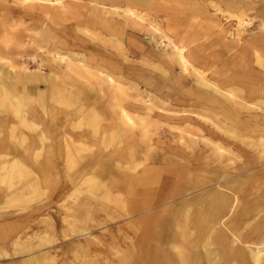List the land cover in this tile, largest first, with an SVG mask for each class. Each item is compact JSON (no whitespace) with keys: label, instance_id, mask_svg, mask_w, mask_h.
<instances>
[{"label":"rangeland","instance_id":"obj_1","mask_svg":"<svg viewBox=\"0 0 264 264\" xmlns=\"http://www.w3.org/2000/svg\"><path fill=\"white\" fill-rule=\"evenodd\" d=\"M40 1L30 0L26 4L24 0H0V42H13L11 49L0 44V56L6 57L15 68L25 67L32 74L60 76L71 91L63 100L61 88L60 91L54 88L53 93V88L47 89L40 83L29 92L20 85L0 103V146L7 147L0 152V169L4 167L0 170V260L5 262L0 264H30V257L40 258L41 255L54 257L55 264H146L142 258L145 253L169 244V240L163 239L167 226L178 225V231H182L183 209L189 207L192 215L203 214V208L193 196L202 195L209 187L216 188V184L225 179L239 181L240 190H246L251 196L247 198L249 204L241 198L237 208L238 211L247 209L251 215L250 225L243 234L253 230L256 223L264 226V175L260 174L264 172V154L254 147V143L259 142V134L247 133L232 122L230 104L223 96L200 86L196 73L192 72L195 76L184 74L176 63L167 59L165 55L171 50L163 38L187 44V49L201 55L195 62L196 68L217 87L218 82H224L230 74H237L247 79L249 88L256 87L250 82L254 80L264 90V0H236L242 4L240 10L246 11L244 19L252 23L240 29V37L236 34V19L227 17L241 11L231 12L217 0H153L148 9L133 6L132 10L145 20L144 24L150 23L161 30L162 35L157 34L153 41L147 24L145 28L125 27L122 17L99 15L119 29L109 27L96 18L89 0H60L55 6L42 2L51 0ZM221 11L225 14L221 15ZM7 51L10 52L4 54ZM55 52L62 56L63 65L79 57L88 62L92 71L96 68L110 72L105 67L108 64L120 68L124 85L137 88L135 92L128 91L130 98L136 93L141 95L140 99L131 101L155 105L156 115L145 119V112L128 108L132 111L135 132L118 134L111 128L113 114L109 98L103 96L98 87L90 89L89 84L81 83L88 79L85 71L81 77L69 71L70 76H67L60 61L53 59ZM156 71L170 75L165 83L159 82L157 91L147 86L153 74L162 75ZM177 80L180 87L176 85ZM102 88L105 90L107 86L102 85ZM41 89L47 92L43 97L37 96L42 93ZM262 90L258 93L264 97ZM90 91L91 95L85 100ZM77 94L84 98L83 104L86 101L82 107L87 110L85 115L77 110ZM51 95L57 96L58 104L48 98ZM242 95H245L244 101L240 99L242 103L253 100L246 98L245 92ZM260 99L264 98L256 100ZM12 101L15 103L11 105ZM6 103L16 108H7ZM231 107L235 111V107ZM22 109L40 115L45 127L41 139L32 131L27 143L20 137L23 127L14 113L12 117V112ZM92 118L96 119V125L91 122ZM262 118L264 112L243 111L238 120L244 126L262 123ZM212 123L235 132L238 140L215 131ZM9 129H12L10 133ZM207 129L219 138L209 135ZM185 131L192 134L187 135ZM26 145L31 147L24 152L22 147ZM215 145L227 153L218 155ZM152 181L157 182L158 188L165 185L163 190L143 195V184ZM198 183L207 184L195 187ZM255 193L260 197L252 199ZM188 198L195 199V203L183 208L181 204ZM145 200L148 207L154 203L157 206L159 219L156 221L162 223L163 228L147 231L151 243L142 247L136 242L139 231L143 228L146 233L154 222L141 223L142 215L133 213L132 209ZM212 200L208 199L207 208ZM201 215L197 219L199 227L190 229L194 237L200 233L201 238L191 240L187 251L184 241L179 240L180 233L174 230L177 248L193 257L196 264L209 230V216L204 215L202 219ZM226 233L229 240L230 234ZM10 234L13 237L4 241ZM222 249L227 250L225 245ZM217 264H227V259L222 257Z\"/></svg>","mask_w":264,"mask_h":264},{"label":"bare ground","instance_id":"obj_2","mask_svg":"<svg viewBox=\"0 0 264 264\" xmlns=\"http://www.w3.org/2000/svg\"><path fill=\"white\" fill-rule=\"evenodd\" d=\"M31 1L35 2V1H40V0H31ZM151 1H153V0H89V2L92 4V12L97 15L96 18L100 19L99 15H103V16H106V17L109 16V15H117V16L122 17V18L125 19V21H126V23H124L125 27H133V28L134 27H138V26H144V28H145L146 24H147V22H146V24H144L145 20L140 15L136 14L132 10L134 8L133 6H137L138 5V7H141V8L144 7L145 9H148V5L151 4ZM209 1L210 2H214V0H209ZM217 1L223 2L227 6V10H229L231 12H240L241 11L240 9L242 7V4L240 2H238V1H236V0H232V1L217 0ZM24 2L26 4H28V3H30V0H24ZM42 2L48 3L51 6H55L56 4H58L60 2V0H51V1H42ZM214 7L217 10H219L218 5L217 6L215 5ZM160 8L161 7H158V9H160ZM220 13H221V15L225 14L222 11ZM245 15H246V11L243 10V11H241L240 14H236V15H232V16L228 15L229 17H227V18L236 19V23L238 25L237 26L238 28L236 30V34L239 37H240V32H241L240 29L243 26H249V25L252 24L249 19L248 20L244 19L246 17ZM100 20L103 21L109 27L115 28V30L119 29L117 27V25L114 26L113 23L108 21L107 18H103L102 17V19H100ZM262 23H264V22H262ZM147 25L149 26L148 28H150L149 29L150 39L152 41L155 40V36L157 34L158 35H162L161 32H160L161 30L159 31V29L156 28L154 25H151L150 23L147 24ZM139 30H141V29H139ZM173 30H174V28H173ZM262 31H264V29H262ZM163 38L165 39V41H167V43H168L167 46L170 47V50H171L170 54H168V52H167V54L165 53L166 54L165 56L167 57V59L169 58L171 60V62L176 63V65L180 67V70H182V72L184 74H187L189 76H193V75L195 76L194 73H196V76H199V78L197 80V83L200 86L205 87L207 89L213 90L214 94L219 95V96H223V98H225L229 102L230 107L231 106L235 107V111L233 110L232 107L231 108L229 107L230 115H231L229 117H232L230 119L232 120V122H235V124L237 126L243 127V130L245 132H247V133L256 132V133L259 134V135H257V137L259 139V142H255L254 143V147L257 150H260L262 154H264V120H262V123L254 122V123H252L250 125L249 124H245L244 126H242L240 124L239 120H238L239 116L241 115V113L243 111H246V112H251V111L264 112V99H260L254 104L242 103V101H244V99H245V95H242L241 91H236L233 88L220 89L215 84H213V83L209 82L208 80H206L204 78V76L200 74V71L196 68L195 62H196V60L201 59L200 58L201 55H198L195 51H192L191 49H187L188 48L187 44L180 43L179 41H176L177 43H174L175 41L172 42L166 36H164ZM113 39H115V38H113ZM12 43H13L12 41L9 42L7 40H5L4 42L3 41L0 42V44L3 46V48H7V49H11L10 45ZM114 44H116V43H114ZM119 44H121V43H119ZM115 48H116V46H115ZM0 50H2V49H0ZM9 52L10 51H7L4 54L7 55V53H9ZM15 55H16V53H15ZM53 55H54L53 59L56 62L60 61L59 62L60 67L62 66L63 69L65 68L67 70V71L65 70V72L67 73V76L69 75L68 74V71H69V72H73L76 75H78L79 77H81V75L85 71L87 73V75H88V79L85 78V82L83 81L81 83L83 85H86V86H87V84H89V88L90 87H98L100 89V92L103 94V96H106L107 99L109 98V103L111 104L110 105V111L113 114L112 115L113 116V119H112L113 122H112L111 128L115 129V131H117L118 134H120V135H122L121 133H124V134L132 133L133 134V132H135L134 131L135 130V127H134V123L135 122H134V118L131 115L132 111L128 110V108L129 109H134V110H137V111H140V112H145V117H144L145 119L146 118L152 119L153 116L156 115V111L155 110H157V108H156L155 105H154L155 107L153 105H150V104L148 105L147 101L146 102H140L139 100L131 101L134 98L135 99H140L141 95L136 93L135 96H133V99L130 98V96L128 94L129 93L128 91L135 92V91H137V88L135 89L134 87H131L130 85L129 86L127 85L128 87H126V85H124L123 81H124L125 78L120 76V74H121V71H120L121 69L120 68H118L116 66H113V65L112 66L108 65V66H105V67L108 70H110V72L102 71V69H96V68L92 71L90 66H89V64H88V62L83 60V58L78 59L79 58L78 57V58L73 59L71 62L68 60L66 62V64L63 65L61 63V60H62L61 57L62 56L60 57V53L55 52ZM5 58L0 56V103H3L4 101H6L9 98V95L13 94V91H14L13 89H15V87L18 88L20 85L24 86V89L30 92L31 90H33L37 86L36 84L42 83V84L46 85L47 89H52L53 88V93H55L54 90H56V89H58V91L62 90L63 93L60 94V95H62V96H60V98L62 97L63 100H64V97L66 96V94H68L67 96H69L70 91H71L70 90L71 87L69 88L68 85H64V83L60 79V76H57V75L52 73L51 77H48V76H46L44 74L43 75L40 74V72L37 73V74H34V73L32 74L29 71H27V68H25V67H22V68L16 67L15 68L14 64L9 62L8 60H5ZM64 58L65 57H63V59ZM258 59H259V57H258ZM262 63H264V62H262ZM192 72H194V73H192ZM66 73H65V75H66ZM70 74H72V73H70ZM87 75H86V77H87ZM75 82H76V80H75ZM233 82L234 81H229V84H232ZM239 84L241 85V81H240ZM102 85L103 86L106 85L107 88L104 90L102 88ZM54 88H56V89H54ZM36 89L38 90V88H36ZM42 91H45V90L41 89V92ZM37 92H36V94H37ZM91 93H92V91H90L88 93V96L87 95L85 96V100L87 98H89ZM46 94H47V92H45V93L42 92L41 94H39L37 96L43 97V95H46ZM29 95H28V97L31 98V96H29ZM18 96L20 98V95H18ZM18 96L16 98H18ZM103 96H101V97H103ZM33 97H36V95H33ZM51 97H52V95L49 96L48 98H50V100H53L52 103H57V99H56L57 96L55 98L54 97L51 98ZM257 97L258 98H264L259 93H257ZM48 98L46 100H48ZM69 98H68V100H69ZM240 99H242V101ZM75 100H76V103H77V106H76V104H75V106L78 107L77 108L78 112L80 113V115L81 114L85 115L87 110H86V108L83 109L82 107H84V105H86V101L83 104L82 102H83L84 98H81L80 95H78V94L76 95ZM75 100H73V101H75ZM236 100H238V101H236ZM48 102L51 103V101H48ZM63 102H61V104ZM7 103L10 104L9 101ZM7 103H6V105H7ZM13 103H15V102L12 101L11 105ZM79 103H81V105ZM136 103L137 104L140 103L144 107H141L142 105L141 106H137ZM41 104L43 105V103H41ZM72 104H74V103H72ZM11 105H9L10 108L11 107L13 108V106H11ZM14 105H16V104H14ZM9 106L7 105V108ZM41 107H44V106H41ZM15 108H13V109H15ZM0 109H2V107H0ZM13 109H12V111H13ZM80 109H82V110L80 111ZM9 110L11 111V109H9ZM43 110L44 109H42L41 111H43ZM46 110L44 111L45 114L47 113ZM13 113H14V117L19 119V121H20V123L22 125V126L21 125H19V126L23 127L22 132H21L22 136H20V137H24L25 138V140H23V141H25V143H27L26 141H28L30 139V134L29 133L31 131L32 132H36L37 135H40V134L43 135L44 134V128H45L43 126L44 122L42 123V121H41L42 119H40V115L36 111H32V110H29V109H28V111L25 110V109H22L20 111L14 110V112H12V117H13ZM262 119H264V118H262ZM94 120H96V119H94ZM94 120L92 118V121L91 120L90 121L93 122ZM19 121H17V122H19ZM9 123H11V122H9ZM94 124H95V121H94ZM17 125H15V126H17ZM211 126L213 128H215V131H217L219 133H222L224 135L227 134L226 136H228L230 139L238 140V135L235 132L227 130L222 125H217L215 123H212ZM11 130L9 129V133H10ZM142 130H144V128H142ZM142 130H140V132ZM184 133H186L187 135H191L192 134V133L187 132V131H185ZM207 133L209 135H211L212 137H214V138H219V136L215 132H212L210 129H207ZM9 135H11V134H9ZM41 135L38 138H40ZM45 135H46V133H45ZM182 137H184V135ZM16 140H19V139H16ZM185 141H187V140H185ZM185 143H184V145H185ZM17 144H20V140H19V142ZM21 144H23V142ZM180 145H182V144H180ZM192 145H194V144H192ZM68 146H69V144H68ZM29 147H31V146L30 145L23 146L22 148L25 149V151L24 150L23 151L27 152L29 150ZM42 147H43V145H42ZM190 148L192 149V147H190ZM6 149H7V147L5 145H1L0 146V152L1 151H5ZM214 149L216 150L217 154L220 155V156L223 155L224 153H227L223 148H221L218 145H215ZM39 150H38V152H39ZM10 151H11V149H10ZM34 152H36V151L34 150ZM14 155L15 154H13V156ZM12 160H15V159H12ZM189 160L191 161V158ZM10 161H9V164H10ZM16 162H15V164H16ZM1 164H2V162H1ZM3 166H5V164ZM21 167L22 166H20L19 168L22 169L23 167L22 168ZM2 169H0V170H2ZM260 174L264 175V172H261ZM28 176L29 175H27V177ZM216 179H219V177L218 178L215 177V180ZM153 181L149 182V184H147V185L143 184V186H144V189H143L144 192L142 191L143 195L145 193V196H148L152 192H155V194H158V193H160L159 189L163 190L165 185L162 184L158 188L157 182L154 183ZM206 184L207 183H198L197 185H195V187H200L201 185H206ZM240 186L241 185H240L239 181H232V179H230V180L229 179H225L224 181L219 182L218 184H216V188L209 187L208 191H205L202 195L193 196L198 201L197 204L203 208V214L201 215V213H199V212L197 213L196 212V213H193V215H192V209H190L189 207L186 208V209H183L181 211V217L184 216V219H183L184 223H183L182 231H180V232L178 231V229L180 230V226H178V225L174 226L173 224H171L173 227L167 226L165 228V235H164L163 239L166 238V240H169V244L166 243L165 246H162L161 248H157L155 250L148 251V253H145L142 256L144 262H146V264H150V263L151 264H196V260L192 259L193 257L191 258V256L188 253H184L183 250H179V248H177L176 242L174 241V239H175V231L180 233L179 234V240L180 241H184V243H185V245L187 247V249H185V251H187L188 247L191 246V245H189L191 240L195 239L196 241H198L201 238V234L200 233H198L197 236L194 237L195 235H194L193 231L190 230V229L199 227V223L197 222V219L199 218L200 215L202 216V219H203V216L206 215V216H209L208 220H207V224L209 225V230H207V232H208L207 237L206 236L204 237L205 239L207 238V242H205L204 246L200 247L202 249V251H203L202 253L205 252V254L203 256L202 253H200L201 258L197 259L198 260V264H217L218 261L222 257L224 259H227V264H264V226L259 227L260 224L256 223L255 226L253 227V230H250L249 232H246L245 234H243V230L247 226L250 225V223H249L250 218L249 217L251 215L249 214L247 209H245L243 211L242 210L238 211L237 208L239 207V203H240V199L241 198H245L246 204H249L250 200H247V198L251 197V196L249 194H246V190L244 192H243V190L241 191L240 190ZM262 188H264V187H262ZM259 189H260V186H259ZM254 191L256 192V190H254ZM255 194H254L255 197H252V199L260 197L259 194H257V193H255ZM209 198L213 199V200L209 204L211 206L209 208H207L206 206H207V201H208ZM195 199L188 198L181 205L184 208V206L186 204L195 203ZM146 201L147 200L140 201L132 209L133 213H137L138 215L139 214L142 215L139 218V221L141 223H146L147 222V224H148V222H150V221L152 223L154 222L153 223V227L151 228L149 226L150 228H149V230H146V233H147V231H150V230L151 231L152 230H159L160 231V229L162 230V228H163L162 223L156 221L157 218L159 219V217L157 216L159 214V210H157L158 209L157 206L154 203V205H152L151 207H148V204H147ZM159 204H160V207H161L162 204L161 203H159ZM149 212H151L152 215H150ZM147 213H148V218H146V214ZM143 230H144L143 228L140 229L139 234H138L137 239H136V242L138 243L137 245H141L142 247L143 246H147L148 244L151 243L150 240H149V234L148 233L146 234L145 231H143ZM195 230L199 231L200 229H195ZM227 231L230 234V236H229L230 239L229 240L226 239V234H227L226 232ZM13 232L14 231H12V233ZM12 237H13V234L6 235L5 238H4V241H6L8 239H11ZM158 238L160 239V235H158ZM205 239H204V241H205ZM1 241H2V239L0 238V242ZM224 245L226 246L227 250L222 249L224 247ZM242 246H244V247H242ZM13 261L14 260H10V262H13ZM28 261H29L30 264H55L54 257L48 256V255H41L40 258L30 257ZM0 263H5V262H4V260H0Z\"/></svg>","mask_w":264,"mask_h":264},{"label":"crops","instance_id":"obj_3","mask_svg":"<svg viewBox=\"0 0 264 264\" xmlns=\"http://www.w3.org/2000/svg\"><path fill=\"white\" fill-rule=\"evenodd\" d=\"M164 71L166 72V70H164ZM157 73L158 74H162V75L159 76L156 73L153 74L152 80H151L152 82H150L149 85H147L151 89L153 88L155 90L157 89V86H158L159 82L160 83H165L166 80H168V78L170 77V75L168 76V73H166V74L159 73V72H157ZM252 74L254 75L255 73H252ZM256 75H257V72H256ZM229 81H234V82L232 84H229ZM240 81H241V85L239 84ZM176 82H178V84H176V85L180 87L179 80H177ZM246 82H247V79L240 78L237 74H236V76L234 74H230L228 76V78H226V80L224 82H218V86L220 87V89L233 88L236 91L245 92V93H247L248 96H250V97L246 96V98L253 99L251 102H247V103L254 104V103H256L258 101V100H256L257 99V93H258V91L262 90V87L258 84L259 82L251 80L250 82H252V84H254L256 87L249 88L247 86ZM176 85H174V86H176ZM262 91H264V90H262ZM250 94H252V95H250Z\"/></svg>","mask_w":264,"mask_h":264}]
</instances>
